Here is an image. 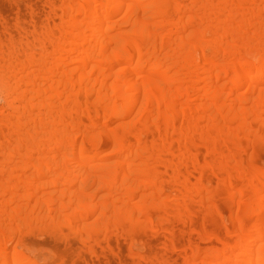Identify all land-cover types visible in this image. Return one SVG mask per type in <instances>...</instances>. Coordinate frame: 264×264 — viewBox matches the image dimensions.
<instances>
[{
  "label": "bare ground",
  "instance_id": "6f19581e",
  "mask_svg": "<svg viewBox=\"0 0 264 264\" xmlns=\"http://www.w3.org/2000/svg\"><path fill=\"white\" fill-rule=\"evenodd\" d=\"M29 4L0 16V264H42L32 235L264 264V0Z\"/></svg>",
  "mask_w": 264,
  "mask_h": 264
},
{
  "label": "rangeland",
  "instance_id": "374dc122",
  "mask_svg": "<svg viewBox=\"0 0 264 264\" xmlns=\"http://www.w3.org/2000/svg\"><path fill=\"white\" fill-rule=\"evenodd\" d=\"M11 1L10 0H0V16L4 19H7V20L9 19L10 22H13V20H15L16 15L18 14V11H17V5L18 4L22 7L19 14H21V16L23 15L25 18H27V20H29L30 16H31V14H29L30 13V8L28 7V6H30L29 3H31V5L36 4V6L39 8V10L42 8L41 12L43 11V13H44V11H46V10H44L43 0H32V1L31 0H14L12 2ZM27 1H30V2L28 3ZM14 2H16L17 4L16 3L14 4ZM0 27H2V26H0ZM263 165H264V163H263ZM43 238L44 239H42V238L37 239V237L33 236V235L29 236V238H27L29 248L31 247L30 249H32V251L34 250L33 252L43 262L42 264H45V263L46 264H53L55 261H58L57 258L59 259V261L60 260H63L64 262L66 261V264H74L73 260L76 261L77 263L79 262L77 260V258L73 259V258H75L74 257L75 255L74 254L72 255V253L70 252V249L68 247L64 246L61 243L55 242V239L52 238L51 236H45ZM140 250H141L140 255L142 257H144L143 258L144 260L141 261L140 263L136 262L137 264H156L154 262L153 252L151 250H149L148 248L144 249L145 251L143 250V248H141ZM160 251L163 253V250H159V252ZM141 252H142V254H141ZM76 262H75V264H77Z\"/></svg>",
  "mask_w": 264,
  "mask_h": 264
}]
</instances>
